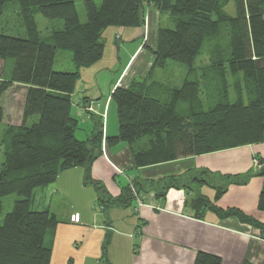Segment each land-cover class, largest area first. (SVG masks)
Wrapping results in <instances>:
<instances>
[{
    "label": "trees",
    "instance_id": "16d2710c",
    "mask_svg": "<svg viewBox=\"0 0 264 264\" xmlns=\"http://www.w3.org/2000/svg\"><path fill=\"white\" fill-rule=\"evenodd\" d=\"M75 1L0 0V19L7 4L15 3L24 26L23 35L0 32L2 67L13 60L9 78L2 79L0 71V122L5 92L23 90L20 122L7 123L1 140L0 212L3 196L16 193L20 198L0 223V264L50 263L49 234L59 220L48 208L34 209L32 203L35 190L67 169L83 167V182L91 184L104 210L130 205L133 183L112 197L91 178L90 168L103 142L108 147L127 143L136 167L264 142V0H82L84 22L79 21ZM144 1L167 13L173 24L157 29L150 77L167 60L184 65L185 77L180 86L158 80L115 86L110 99L117 133L104 137L98 120L86 138L78 139V120L70 110L79 69L101 58L100 37L106 27L143 26ZM228 4L233 12L226 10ZM36 14L61 20V28L41 36ZM204 43L207 62L197 68ZM62 50L71 53L74 71L53 69L55 54ZM211 88L215 94L203 100L201 90ZM253 174L263 177L258 208L264 210V163L258 172L227 178L244 184ZM174 180L164 188L175 185ZM217 189L216 198L224 187ZM220 214L236 215L264 230L263 223L237 209ZM193 264H221V259L198 251Z\"/></svg>",
    "mask_w": 264,
    "mask_h": 264
},
{
    "label": "crops",
    "instance_id": "0c3cea01",
    "mask_svg": "<svg viewBox=\"0 0 264 264\" xmlns=\"http://www.w3.org/2000/svg\"><path fill=\"white\" fill-rule=\"evenodd\" d=\"M142 12V27L109 26L102 31L100 39L104 46L106 40L113 41L116 59L110 58L103 66L111 73L105 98L100 88L94 92L86 88L91 84L87 85L80 70L72 93V105L78 113L83 103L95 106L94 113L86 111L87 119L94 122L93 128L96 121H102L104 137L117 133L111 91L115 86L148 81L157 29L172 24L167 13L147 1ZM263 163L264 142L143 167L134 166L127 143L108 147L103 142L101 155L92 162L91 178L100 181L112 197L133 183L141 205L133 198L128 206L104 210L98 204L97 210L96 192L83 182V167L61 172L53 183L34 192V200L38 195L41 207L59 220L49 234V264H193L198 251L219 256L221 264H264V230L240 221L236 215L220 214L237 209L264 224V210L258 208L263 177L253 174L244 184L227 178L258 172ZM170 178L176 179L175 185L164 188ZM218 187L224 191L216 198ZM59 203L63 207L61 217L51 208Z\"/></svg>",
    "mask_w": 264,
    "mask_h": 264
},
{
    "label": "rangeland",
    "instance_id": "374dc122",
    "mask_svg": "<svg viewBox=\"0 0 264 264\" xmlns=\"http://www.w3.org/2000/svg\"><path fill=\"white\" fill-rule=\"evenodd\" d=\"M75 6H76V11L78 14V18L80 22L85 21V10L84 6L82 3V0H76L75 1ZM234 6L232 4H228L226 10H229L230 12H233ZM35 21L37 23V28L41 36H47L49 35L53 30L59 29L62 26V21L59 19H49L45 18L40 14L35 15ZM165 26L168 27H173V24L169 25L166 24ZM109 27V26H108ZM0 32H4L7 34H12V35H23L24 34V26L22 24L20 15L18 14V7L17 4L15 3H10L7 4V6L4 8L1 19H0ZM106 36L103 34V38ZM106 40V39H105ZM121 42H118L117 45H120ZM203 51L201 55H199L196 58V67L199 68L203 64L207 62V56H206V51L207 47L206 44L204 43ZM110 58L115 59V46L113 44V41L106 40V44L103 49L102 57L95 61L94 63L81 67L80 74L84 77L85 81L88 84H91L90 86H87V89H90L91 92H94V90H98L100 88V91L102 92V99L105 98V95H107L108 88H107V83L108 79L111 76L110 72H107L106 70L103 69V66L106 67V63H109ZM3 62L0 60V71L2 72V79H7L10 76L11 69L13 66V60L8 59L5 62L4 67ZM53 69L57 71H74L75 70V65L71 59V53L67 50H62L58 51L55 54L54 57V62H53ZM103 69V70H102ZM100 71V72H99ZM0 72V74H1ZM186 74V68L184 65L167 60L165 66L163 68H155L154 72L152 73L151 77L148 79L147 82L150 80H160L161 82L165 84H169L170 86H180L181 82L183 81L184 77ZM80 75V76H81ZM97 77V80L95 77ZM0 77V79H1ZM139 80V79H138ZM230 80V79H229ZM79 80H77V83ZM96 86V87H95ZM79 90V86L76 88ZM23 90H16L15 88L10 89L8 92H5L3 98H2V105L4 108V118L0 122V160H1V140H2V134L3 130L6 127L7 123H19L20 122V110L22 106V101H23ZM215 94L214 89H208V90H201V96L203 97V100H205V97L211 95L213 96ZM113 103V102H112ZM114 107V104H112ZM74 106L72 105L70 114L75 117L78 120V125L77 129L75 130V136L78 139H84L86 136L90 134L91 128H93V123L91 120L87 119L89 118V113H94L92 110L87 113L84 109H79V113L77 110H74ZM83 116V117H82ZM114 116V121L116 122V116ZM112 117V116H111ZM35 119L32 118L28 122V124H31ZM134 187V186H133ZM135 189V188H134ZM38 190V189H37ZM35 190V192L37 191ZM135 194H137V190L135 189ZM37 193V192H36ZM20 196L16 193H11L6 196H3L1 198V203H2V209L0 212V223L3 220L4 215L9 212L12 209L13 203L15 200L19 199ZM38 198V195H37ZM37 198L33 201L32 207L34 209H41L40 202L37 200ZM136 199V198H135ZM95 200V199H94ZM97 201V200H96ZM137 202V201H136ZM96 204V209L99 210V205L97 202L94 201ZM140 206V205H139ZM52 210L56 213L57 211V216L61 217L62 216V203H59V205L53 204L52 205Z\"/></svg>",
    "mask_w": 264,
    "mask_h": 264
},
{
    "label": "built area",
    "instance_id": "2783aa9c",
    "mask_svg": "<svg viewBox=\"0 0 264 264\" xmlns=\"http://www.w3.org/2000/svg\"><path fill=\"white\" fill-rule=\"evenodd\" d=\"M94 105L93 104H91V103H88V104H86L85 106H84V109L85 110H88V111H91V110H94ZM131 189H132V192L135 194V189H134V187L133 186H131ZM135 198H136V201H137V205L139 206V205H141V200H140V198L137 196V194L135 195Z\"/></svg>",
    "mask_w": 264,
    "mask_h": 264
}]
</instances>
